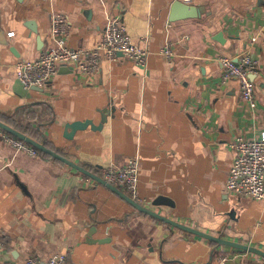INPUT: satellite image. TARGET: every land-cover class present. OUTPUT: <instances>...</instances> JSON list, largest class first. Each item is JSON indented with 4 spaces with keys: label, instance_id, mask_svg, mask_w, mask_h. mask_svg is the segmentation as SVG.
Segmentation results:
<instances>
[{
    "label": "crops",
    "instance_id": "1",
    "mask_svg": "<svg viewBox=\"0 0 264 264\" xmlns=\"http://www.w3.org/2000/svg\"><path fill=\"white\" fill-rule=\"evenodd\" d=\"M178 1L0 0V122L100 178L137 160L141 206L264 253V202L226 188L230 143L264 133V0L181 1L196 16L172 21ZM52 9L68 19L72 49L96 47L107 17H120L148 50L147 67L102 55L97 72L60 65L46 86L24 89L16 65L52 44ZM246 54L258 63L255 108L238 80H222L220 58ZM86 121L94 128L66 137L68 124ZM59 255L67 264H264L140 212L60 160L18 152L0 137V264Z\"/></svg>",
    "mask_w": 264,
    "mask_h": 264
},
{
    "label": "built area",
    "instance_id": "2",
    "mask_svg": "<svg viewBox=\"0 0 264 264\" xmlns=\"http://www.w3.org/2000/svg\"><path fill=\"white\" fill-rule=\"evenodd\" d=\"M51 4L55 0H44ZM187 4L193 0H181ZM54 8V7H53ZM71 26L68 19L52 9L51 28L52 44L34 61H21L16 65L17 79L24 89L42 88L57 74L60 65H70L83 73L97 72L100 68L102 55L114 62L120 55L132 59L135 64L145 69L149 52L146 48L136 45L127 33L126 26L118 16H108L103 38L92 49H72L68 46ZM165 57L172 58L170 49L161 52ZM223 66L222 80L227 82L236 79L240 85L242 99L249 106L257 105L255 86L252 76L257 74V61L249 54L237 60L220 58ZM0 137L18 152L30 156H38V150L32 145L12 136L0 129ZM235 154L230 168L226 188L231 196L249 198L264 202V133L261 138L247 140L237 136L229 145ZM103 179L129 193L133 200L138 198L139 162L131 160L125 167H110L104 172ZM229 260L223 256L221 263ZM25 264H67V257L59 255L43 263L38 258H29Z\"/></svg>",
    "mask_w": 264,
    "mask_h": 264
},
{
    "label": "water",
    "instance_id": "3",
    "mask_svg": "<svg viewBox=\"0 0 264 264\" xmlns=\"http://www.w3.org/2000/svg\"><path fill=\"white\" fill-rule=\"evenodd\" d=\"M197 13V9H195L194 7L187 5L185 3H182L181 1H178L175 3V5L172 8V13H171V20L172 21H177V20H182V19H187V18H194L196 16ZM92 126L93 127V123L90 121H86V122H76L73 124H68L67 125V130H66V137L68 139H72L74 137V135L76 134L77 131L79 130H84L87 127ZM0 129L4 130L5 132L11 134L12 136L32 145L33 147H35L36 149H38L39 151L46 153L50 156H52L53 158L60 160L61 162L65 163L66 165L74 168L75 170H77L78 172L88 176L89 178H92L94 180H96L98 183L106 186L108 189H110L111 191H113L114 193H116L118 196H120L121 198H123L124 200H126L129 204H131L132 206H134L137 210H139L140 212H143L149 216H152L158 220H161L167 224H170L174 227H177L179 229L185 230L187 232L193 233L195 235H198L200 237L206 238L210 241H214L217 242L219 244L222 245H226V246H231V247H235L238 249H242L245 251H249L252 253H255L257 255H260L262 257H264V253L254 247H249L243 244H239V243H234V242H230L227 240H224L222 238H217L208 234H205L203 232H200L198 230L189 228L187 226H184L182 224H179L177 222H174L168 218H165L153 211H150L146 208H144L143 206H141L139 203H137L135 200H133L131 197H129L127 194H125L120 188L106 182L103 178H100L99 176L94 175L93 173H91L90 171L86 170L85 168L71 162L70 160L64 158L63 156L59 155L58 153L50 150L49 148H47L45 145L33 140L32 138H30L29 136L15 130L14 128L0 122Z\"/></svg>",
    "mask_w": 264,
    "mask_h": 264
},
{
    "label": "trees",
    "instance_id": "4",
    "mask_svg": "<svg viewBox=\"0 0 264 264\" xmlns=\"http://www.w3.org/2000/svg\"><path fill=\"white\" fill-rule=\"evenodd\" d=\"M18 131H21V132H23L24 134H28V135H30V136H31L30 138H32V139H37L35 136H32L28 130L19 129ZM37 150H38V149H37ZM38 153H39L40 156L45 157V158H47V157H51L50 155H48V154H46V153H43V152H41V151H39V150H38Z\"/></svg>",
    "mask_w": 264,
    "mask_h": 264
}]
</instances>
